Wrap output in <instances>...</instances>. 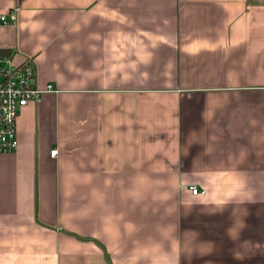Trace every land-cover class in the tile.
Segmentation results:
<instances>
[{
	"label": "crops",
	"instance_id": "1",
	"mask_svg": "<svg viewBox=\"0 0 264 264\" xmlns=\"http://www.w3.org/2000/svg\"><path fill=\"white\" fill-rule=\"evenodd\" d=\"M14 8L0 56L57 92L0 154V264H264V0Z\"/></svg>",
	"mask_w": 264,
	"mask_h": 264
},
{
	"label": "built area",
	"instance_id": "2",
	"mask_svg": "<svg viewBox=\"0 0 264 264\" xmlns=\"http://www.w3.org/2000/svg\"><path fill=\"white\" fill-rule=\"evenodd\" d=\"M19 8L0 14V23L15 25L18 21ZM37 71L28 60L16 65L11 56H0V154L17 152L20 146L18 118L23 108L38 104L43 95L57 92L52 85L40 88L36 85ZM57 150L52 151L56 156ZM194 196L201 192L196 186H190Z\"/></svg>",
	"mask_w": 264,
	"mask_h": 264
}]
</instances>
